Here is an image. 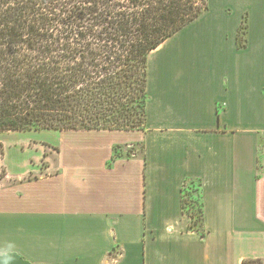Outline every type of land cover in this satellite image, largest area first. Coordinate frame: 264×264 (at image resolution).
<instances>
[{"label": "crops", "instance_id": "obj_1", "mask_svg": "<svg viewBox=\"0 0 264 264\" xmlns=\"http://www.w3.org/2000/svg\"><path fill=\"white\" fill-rule=\"evenodd\" d=\"M222 2L150 53L143 129L57 130L129 138L56 148L0 186V264H264V0Z\"/></svg>", "mask_w": 264, "mask_h": 264}, {"label": "trees", "instance_id": "obj_2", "mask_svg": "<svg viewBox=\"0 0 264 264\" xmlns=\"http://www.w3.org/2000/svg\"><path fill=\"white\" fill-rule=\"evenodd\" d=\"M209 1L0 0V133L143 129L150 53ZM182 206L200 230L202 181H184Z\"/></svg>", "mask_w": 264, "mask_h": 264}, {"label": "rangeland", "instance_id": "obj_3", "mask_svg": "<svg viewBox=\"0 0 264 264\" xmlns=\"http://www.w3.org/2000/svg\"><path fill=\"white\" fill-rule=\"evenodd\" d=\"M222 0H210L209 9L218 11L219 2ZM226 0H224L225 3ZM208 9V10H209ZM243 29H241L242 33ZM245 35L244 33H242ZM88 130V129H85ZM94 130V129H91ZM106 130V129H103ZM103 139L105 141L110 140H123L129 138V136L122 134H110L101 135L96 133H91L87 131H67L61 132L54 129H43V130H25V131H6L0 133V152L4 151L0 155V170L5 168L7 175L0 179V186H8L14 184L17 173H22L24 170L31 167V163H36L41 165L42 172H45L46 168V157L49 152L56 148H60L62 154L65 156H70L73 153L79 151V146L87 143L90 139ZM140 147L138 144H126L116 147V152L119 154L122 151L125 153L137 150ZM11 173V175H10ZM38 176L37 173H31L27 175L28 177L34 178ZM195 220L197 219L196 226L202 229V220L199 219L200 213L197 212ZM192 221V220H191Z\"/></svg>", "mask_w": 264, "mask_h": 264}]
</instances>
